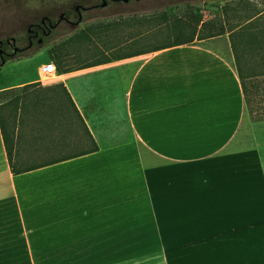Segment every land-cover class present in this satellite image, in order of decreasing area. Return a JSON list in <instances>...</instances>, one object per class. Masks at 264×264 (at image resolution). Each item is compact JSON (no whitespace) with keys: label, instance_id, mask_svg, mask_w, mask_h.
I'll use <instances>...</instances> for the list:
<instances>
[{"label":"crops","instance_id":"0c3cea01","mask_svg":"<svg viewBox=\"0 0 264 264\" xmlns=\"http://www.w3.org/2000/svg\"><path fill=\"white\" fill-rule=\"evenodd\" d=\"M216 36L0 83V264H264V129Z\"/></svg>","mask_w":264,"mask_h":264},{"label":"rangeland","instance_id":"374dc122","mask_svg":"<svg viewBox=\"0 0 264 264\" xmlns=\"http://www.w3.org/2000/svg\"><path fill=\"white\" fill-rule=\"evenodd\" d=\"M65 0H0V40L14 37L15 46L24 44L25 29L30 22L48 15L57 17L59 9L54 10ZM237 0H121L108 1L105 6L81 12V21L76 25L61 23L54 34L40 44H33L26 50L8 55L0 65V83H9L35 75L37 67L50 60L46 53L50 47L61 52L60 64L72 67L86 61L100 58L102 52L116 55L135 48L147 47L171 40L178 34L167 32L164 24L185 15H197L202 21L221 23L222 8ZM258 5L264 0H249ZM100 0H71L70 4L82 3L84 6L99 4ZM166 16L165 20L161 15ZM208 46L216 47L227 54L232 61L227 33L207 39ZM1 48L11 52L5 43ZM53 61V60H51ZM55 64V62L53 61ZM259 83V82H258ZM264 84L253 96L255 111H245L240 136L243 144L253 142L252 134L264 129ZM258 103V104H257ZM259 116L260 119H256ZM264 133V132H263Z\"/></svg>","mask_w":264,"mask_h":264},{"label":"trees","instance_id":"16d2710c","mask_svg":"<svg viewBox=\"0 0 264 264\" xmlns=\"http://www.w3.org/2000/svg\"><path fill=\"white\" fill-rule=\"evenodd\" d=\"M258 4L249 0H237L233 4L226 5L222 8V20L219 24L212 21L200 23L201 19L192 13L185 15V19L175 18L170 24H164V28L167 32L178 35L172 37L171 40L159 43L163 47L172 46L191 42L195 36L197 39H201L227 33L240 89L249 114L256 112L253 96L257 94L259 86L264 84V4ZM161 16V19L165 20L166 16L164 14ZM46 53L48 58L55 62L57 73L69 70L68 67H63L60 64L61 52L57 50V47L48 48ZM5 59L6 57H4ZM262 89H264V85ZM255 118L260 119L259 116H255ZM0 132L10 170L16 174L18 167H15L11 161L13 151L11 134L13 131L3 125L1 119ZM95 148L96 146L93 144L92 149Z\"/></svg>","mask_w":264,"mask_h":264},{"label":"flooded vegetation","instance_id":"af4514ba","mask_svg":"<svg viewBox=\"0 0 264 264\" xmlns=\"http://www.w3.org/2000/svg\"><path fill=\"white\" fill-rule=\"evenodd\" d=\"M71 0H65L63 3L60 4L57 8L54 10L59 9V13L57 14V17L55 19H52L48 15H43L39 17L37 22H30L26 29H25V35L23 38L24 44L20 47H16L15 44V38L10 37L6 38L3 41H1L0 44V57H7L8 55H12L15 52L22 51L29 49L32 47L33 44H40L43 42L44 39L47 37H50L54 34L55 30L59 27L61 23L64 24H71L76 25L81 21V12L87 9L95 8L97 5L101 6L100 4L104 2V5L108 1H117V0H100L99 4L94 3L89 6H84L82 3H75L70 4ZM123 2H127L128 0H121ZM101 6V7H103ZM8 40V41H7ZM5 43L7 46L11 48V52L7 53L5 52L1 46Z\"/></svg>","mask_w":264,"mask_h":264},{"label":"built area","instance_id":"2783aa9c","mask_svg":"<svg viewBox=\"0 0 264 264\" xmlns=\"http://www.w3.org/2000/svg\"><path fill=\"white\" fill-rule=\"evenodd\" d=\"M41 78H47L55 72V65L51 60L45 61L38 66Z\"/></svg>","mask_w":264,"mask_h":264},{"label":"water","instance_id":"95a60500","mask_svg":"<svg viewBox=\"0 0 264 264\" xmlns=\"http://www.w3.org/2000/svg\"><path fill=\"white\" fill-rule=\"evenodd\" d=\"M100 5L103 6L104 5V2H102ZM0 44H1V41H0ZM3 62H4V58L3 57H0V65H2Z\"/></svg>","mask_w":264,"mask_h":264}]
</instances>
